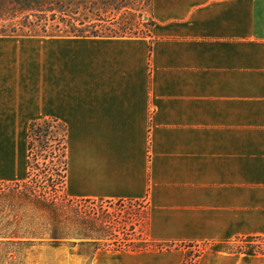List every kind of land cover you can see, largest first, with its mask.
Wrapping results in <instances>:
<instances>
[{
	"label": "crops",
	"instance_id": "1",
	"mask_svg": "<svg viewBox=\"0 0 264 264\" xmlns=\"http://www.w3.org/2000/svg\"><path fill=\"white\" fill-rule=\"evenodd\" d=\"M150 4L142 37L0 36V164L18 170L1 182L26 179L25 134L56 119L70 197L148 202L155 243L264 237V0ZM181 250L113 253L176 264ZM103 252L89 264H111ZM199 264L264 256L212 252Z\"/></svg>",
	"mask_w": 264,
	"mask_h": 264
},
{
	"label": "trees",
	"instance_id": "2",
	"mask_svg": "<svg viewBox=\"0 0 264 264\" xmlns=\"http://www.w3.org/2000/svg\"><path fill=\"white\" fill-rule=\"evenodd\" d=\"M27 11L18 31L2 37L23 38H123L131 29L104 28L101 19L82 17L79 7L126 8L129 1L73 0H0ZM132 2V1H131ZM149 2V1H148ZM151 2V0H150ZM76 7V8H74ZM26 10V11H25ZM150 7L149 25H154ZM41 14V15H38ZM58 16L59 19H58ZM148 20V17L143 16ZM58 19V23L54 21ZM53 22V23H52ZM52 23V24H51ZM103 23V22H102ZM101 27V29H100ZM105 29V31H104ZM113 33L107 36L104 32ZM149 35L144 34L143 36ZM27 178L19 182L0 183V264H22V254L37 247L68 251L79 246L89 262L100 251L141 253L186 250L183 264H199L206 249L196 243H155L150 238L151 211L146 201L96 200L72 198L67 194L68 130L56 119L32 122L27 132ZM134 207L135 212L122 216L113 208ZM118 212V213H117ZM238 244V245H237ZM264 237L237 238L232 241L204 243L217 253L264 256Z\"/></svg>",
	"mask_w": 264,
	"mask_h": 264
},
{
	"label": "rangeland",
	"instance_id": "3",
	"mask_svg": "<svg viewBox=\"0 0 264 264\" xmlns=\"http://www.w3.org/2000/svg\"><path fill=\"white\" fill-rule=\"evenodd\" d=\"M129 5L126 8H117L113 7H101L95 6L91 9V6H88V10L84 9L85 7H79L78 13L80 14L81 18L88 16L92 19H101V24L104 28H109L110 30H117L119 33L122 34L121 30H130V37H142L144 34L150 29L149 25V16L150 14V2L146 1H129ZM76 8V7H74ZM26 11V10H25ZM23 8L18 5H14L12 3H3L0 4V34L7 32L18 31L21 29L23 25V19L26 16L35 15V11H27L25 15H23ZM41 15V14H38ZM143 16L148 17V20L144 19ZM60 16H58L59 19ZM58 19L54 21V24L58 23ZM31 22H35L36 19L34 16L30 17ZM103 22V23H102ZM53 23V22H52ZM51 23V24H52ZM101 29V27H100ZM105 31V29H104ZM106 33L107 36H113V33ZM27 136V134H25ZM23 136L22 141L25 140ZM26 143L28 144V139L26 137ZM5 150L1 149L0 154L4 155ZM18 170L14 166H5L0 164V182L8 179L10 177H15L17 175ZM28 174V168L26 169V175ZM27 178V177H26ZM115 210H110V212H116L121 210L122 216L125 214H130L135 212V208L132 206L127 205L126 209L122 208H113ZM117 212V213H118ZM181 243V242H178ZM178 245V244H177ZM180 245V244H179ZM196 245H199L201 249H208L205 253V256L212 253L209 250V247H204V242H198ZM238 245V244H237ZM264 247V244H263ZM85 247H75L72 249V255L66 250H53L49 247H37L29 252H24L22 254V264H80L78 261L80 258L82 264H89V260L86 256L82 254H78L79 252L86 251ZM3 255L2 252H0ZM174 257L178 256V259L175 260L176 264H183L184 258L186 255V250H181L177 254H173ZM135 254L127 253V254H120V253H113V252H103L101 255V259L103 262H108L107 259H110V262L113 260L111 264H136L137 258ZM112 259V260H111ZM75 260V261H74ZM173 261L174 259L170 260Z\"/></svg>",
	"mask_w": 264,
	"mask_h": 264
},
{
	"label": "water",
	"instance_id": "4",
	"mask_svg": "<svg viewBox=\"0 0 264 264\" xmlns=\"http://www.w3.org/2000/svg\"><path fill=\"white\" fill-rule=\"evenodd\" d=\"M78 259H80V258H78Z\"/></svg>",
	"mask_w": 264,
	"mask_h": 264
}]
</instances>
